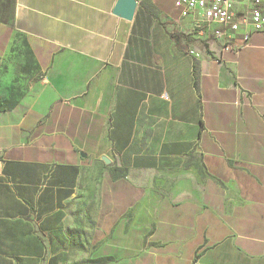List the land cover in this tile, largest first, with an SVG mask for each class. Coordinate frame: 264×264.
Returning a JSON list of instances; mask_svg holds the SVG:
<instances>
[{
	"label": "crops",
	"instance_id": "obj_1",
	"mask_svg": "<svg viewBox=\"0 0 264 264\" xmlns=\"http://www.w3.org/2000/svg\"><path fill=\"white\" fill-rule=\"evenodd\" d=\"M118 1L0 0V264H264V33Z\"/></svg>",
	"mask_w": 264,
	"mask_h": 264
},
{
	"label": "built area",
	"instance_id": "obj_2",
	"mask_svg": "<svg viewBox=\"0 0 264 264\" xmlns=\"http://www.w3.org/2000/svg\"><path fill=\"white\" fill-rule=\"evenodd\" d=\"M263 0H175L182 18L199 15L196 28L204 33L214 27L212 35L225 53L238 54L250 46L255 33H264ZM245 5L237 10V5Z\"/></svg>",
	"mask_w": 264,
	"mask_h": 264
},
{
	"label": "rangeland",
	"instance_id": "obj_3",
	"mask_svg": "<svg viewBox=\"0 0 264 264\" xmlns=\"http://www.w3.org/2000/svg\"><path fill=\"white\" fill-rule=\"evenodd\" d=\"M264 1V0H263ZM19 55L21 56V59L23 61V64L26 65V69L29 76H34L35 74V68L34 64L32 62V59L30 55L25 51V49L21 50L19 52ZM27 90V81H23L22 83L16 81L15 84L12 85L11 89H8V97L9 101L16 102L20 98H22ZM3 108V105H0V109ZM124 172L119 170V174L122 175ZM158 176H155L154 178H157Z\"/></svg>",
	"mask_w": 264,
	"mask_h": 264
},
{
	"label": "water",
	"instance_id": "obj_4",
	"mask_svg": "<svg viewBox=\"0 0 264 264\" xmlns=\"http://www.w3.org/2000/svg\"><path fill=\"white\" fill-rule=\"evenodd\" d=\"M136 7V0H119L114 9V15L124 20L131 21L135 15ZM103 161L106 164H110V161L106 158H103Z\"/></svg>",
	"mask_w": 264,
	"mask_h": 264
},
{
	"label": "trees",
	"instance_id": "obj_5",
	"mask_svg": "<svg viewBox=\"0 0 264 264\" xmlns=\"http://www.w3.org/2000/svg\"><path fill=\"white\" fill-rule=\"evenodd\" d=\"M172 38L177 42L179 43V40H180V34L178 32H173L171 34ZM14 102L12 101H2L0 102V105H3V108H1L0 110H8V109H11L13 106H14ZM92 264H100V261H94L92 262Z\"/></svg>",
	"mask_w": 264,
	"mask_h": 264
}]
</instances>
